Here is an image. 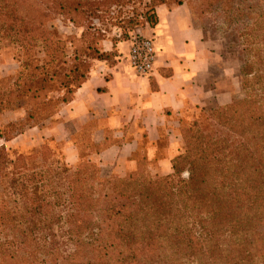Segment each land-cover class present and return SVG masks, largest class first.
Masks as SVG:
<instances>
[{"label":"trees","instance_id":"1","mask_svg":"<svg viewBox=\"0 0 264 264\" xmlns=\"http://www.w3.org/2000/svg\"><path fill=\"white\" fill-rule=\"evenodd\" d=\"M186 1L0 0V52L18 63L0 78V140L43 126L97 61L113 65L118 43L157 24V6ZM195 1L236 37L243 97L179 118L184 149L165 176L143 174L141 155L124 177L102 178L87 160L61 176L48 165L51 139L28 153L9 147L12 158L1 145L0 264H264V0Z\"/></svg>","mask_w":264,"mask_h":264},{"label":"crops","instance_id":"2","mask_svg":"<svg viewBox=\"0 0 264 264\" xmlns=\"http://www.w3.org/2000/svg\"><path fill=\"white\" fill-rule=\"evenodd\" d=\"M155 12L157 24L142 30L157 52L151 75L132 71L130 41L120 42L115 63L97 61L72 100L43 126L0 140V146L32 151L51 139L67 165L87 160L102 176L135 171L137 155L155 163L159 175L170 174L181 148L179 118L228 104L237 75L226 65L222 43L205 38L186 4L159 5Z\"/></svg>","mask_w":264,"mask_h":264},{"label":"rangeland","instance_id":"3","mask_svg":"<svg viewBox=\"0 0 264 264\" xmlns=\"http://www.w3.org/2000/svg\"><path fill=\"white\" fill-rule=\"evenodd\" d=\"M144 2H147L148 0H143ZM190 10L195 9V14H194V22L197 26H199L205 35V38L207 40L211 41H216L218 43H222L224 50H223V55L225 56V62L227 66H230L231 70L230 72H234L237 75V79L235 80V83H237V93L233 95L232 99H237V98H242L243 93L240 88V78H239V68L240 65L242 64L241 60V55L239 54V47L236 44V37L234 35L229 34L230 32H225V29L227 28L222 24V21L220 19H215V14H211V7L207 8V10H202V7L198 5V2L195 0H187L185 3ZM174 6L173 4H169ZM138 9L141 10L143 8V5H137ZM131 9L130 6H128L126 9ZM128 13H124L122 16H127ZM115 23V22H114ZM56 26L58 27L59 31L64 34H80V29L74 28L71 24H63L60 21L55 22ZM239 26V24H238ZM147 25H144L141 29L144 30L147 28ZM121 33V28L114 24L110 26L109 28V34L110 36H118ZM144 35V34H143ZM18 70V63L13 57V52L12 50H3L0 52V78H6V77H12ZM218 74V72H216ZM196 113V112H195ZM5 117H11V113L7 114ZM190 117L189 119H191ZM189 120V121H190ZM180 134V133H179ZM181 137V136H180ZM181 139V148L179 149V153L183 152L184 149V142L183 139ZM162 143H165L164 139L162 140ZM6 147V146H5ZM27 148V147H26ZM6 149H9V147H6ZM15 149V148H14ZM33 149V148H31ZM37 148L33 149L36 150ZM11 150L9 149L8 155L10 158L13 157V154L11 153ZM32 150V151H33ZM17 152H25L28 153L31 150L30 149H25V148H19L15 149ZM178 153V154H179ZM50 162L48 165H50L55 173L60 174L63 176L64 173L68 171V168L74 167V166H69L65 163L63 160V156L61 155V151L59 149L56 150V155L52 158H50ZM155 163H149L148 161L143 162L142 169H143V174H148L151 177H159V176H165V175H159V173L156 171L154 168ZM151 167V168H150ZM168 175V174H167ZM102 178L107 179L108 177L102 176ZM183 177H186V174H183ZM55 184L57 186H62L63 181L62 179H56ZM2 190V187H0V191ZM65 227H53V232L56 235V238L59 240V246L63 250H71L72 245L70 242L66 240V234H64Z\"/></svg>","mask_w":264,"mask_h":264},{"label":"built area","instance_id":"4","mask_svg":"<svg viewBox=\"0 0 264 264\" xmlns=\"http://www.w3.org/2000/svg\"><path fill=\"white\" fill-rule=\"evenodd\" d=\"M130 48L127 60L132 71L138 76H149L154 70L157 52L153 38L143 35L140 28L135 29L129 37Z\"/></svg>","mask_w":264,"mask_h":264}]
</instances>
